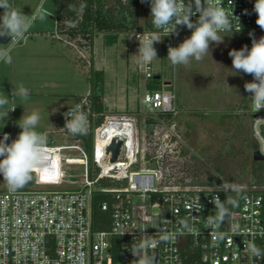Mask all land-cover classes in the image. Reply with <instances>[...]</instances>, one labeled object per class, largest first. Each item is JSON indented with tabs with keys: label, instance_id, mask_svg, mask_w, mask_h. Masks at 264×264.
<instances>
[{
	"label": "built area",
	"instance_id": "2783aa9c",
	"mask_svg": "<svg viewBox=\"0 0 264 264\" xmlns=\"http://www.w3.org/2000/svg\"><path fill=\"white\" fill-rule=\"evenodd\" d=\"M254 3L255 0H223L225 11L232 12L229 19L234 31L220 34L243 35L250 39L251 46L250 33L256 39L264 36V30L256 24ZM191 19L196 21L198 14ZM177 32L166 35L167 30L156 29L152 24L151 29L130 31L129 35H135L129 39L139 45L136 39L139 35L146 39L158 33L175 39L191 34V30L179 25ZM81 55L91 67V55ZM140 68L146 78L153 77L149 63ZM90 94L91 88L87 96L66 108L64 113L79 106L87 117L86 134L94 132L92 163L83 144L86 134L69 133L64 128L63 113L59 130L72 141L47 144L46 165L41 171L34 170L31 185L14 191L10 188L0 190V264H80L81 254L84 264H139L131 246L151 240L160 242L146 249L147 255L141 252L139 259L147 260L149 253L156 254V264H264V167L259 184L235 187L241 190L238 192L222 190L224 184L180 185L163 181V171L169 170L161 159L164 151L154 157L150 166L148 162L153 158L147 156L146 148L141 149L140 159L145 162L144 166L132 169L139 162L140 144L136 138L130 151L127 139L122 137L124 144L115 162H110L106 154L109 142L98 157L99 130L111 117L95 127L98 114L91 108ZM173 99L167 82H162L160 89H147L143 98L149 112H176ZM251 114L252 133L257 140L254 150L264 156V151L260 150L264 144V123L257 126L256 121L264 119V110L256 112L253 108ZM153 130L156 134V129ZM9 136L10 142L15 139ZM68 162L83 165L79 183L75 174L65 168ZM91 168L94 173L97 170L93 176ZM107 177L126 179L127 184L99 185L100 180ZM41 182H58V185L66 182L77 186L45 187L40 186ZM97 190L113 192L112 200L101 204L102 209H111L112 222L107 229H95L93 225L92 199ZM214 196L224 202L229 213L218 226L212 223L218 216V209L212 202ZM229 199L236 203L229 204ZM253 244L261 250V256H253L248 251Z\"/></svg>",
	"mask_w": 264,
	"mask_h": 264
},
{
	"label": "rangeland",
	"instance_id": "374dc122",
	"mask_svg": "<svg viewBox=\"0 0 264 264\" xmlns=\"http://www.w3.org/2000/svg\"><path fill=\"white\" fill-rule=\"evenodd\" d=\"M57 1L8 0L25 15L35 13L36 19L23 40L0 46L10 48L12 57L11 64L0 61V94L9 99V105L0 112L6 111L13 103L16 105L5 120H0V138L4 133L16 138L21 131L18 123L22 116L38 113L40 120L34 130L47 136V144L71 142L60 132L59 121L66 108L77 104L90 91L91 67L81 53L89 54L93 67L105 70L108 104L117 103L106 111L105 121L111 117L107 125L128 135L131 149L135 138L140 144L139 162L132 169L144 166L140 156L143 155L141 149L146 148L147 156L153 158L148 162L150 166L154 157L164 151L165 154L158 157L169 167L163 171L165 182L208 186L206 181L216 179L235 187L252 185L253 150L257 140L252 133L251 112L254 107L244 85L253 77L235 73L228 55L230 50H239L245 45L251 48L249 43L239 37L220 34L224 36L223 43L210 44V52L202 60L192 58L188 65L173 66L167 59L168 47H177L191 34L179 35L175 39L158 35L161 41L154 43L158 59L149 63L153 78L148 79L140 68L144 63H139V45L127 38L129 32L121 33L111 46L104 42L105 33H99L95 36L92 51H89L82 38L71 37L58 28ZM41 2L43 6L37 13ZM146 5L140 0L141 26L147 19ZM3 11L0 8V16ZM158 75L161 77H156ZM149 80L167 82L172 89L176 112L171 118H162L159 112H149L145 107L143 98ZM22 90L27 93L26 100L22 99ZM149 117L155 122L152 129L147 130ZM68 152L80 155L77 151ZM65 168L75 174L79 183L83 165L68 162ZM40 184L58 188L77 186L66 182L61 185L58 182ZM8 188L0 176V190Z\"/></svg>",
	"mask_w": 264,
	"mask_h": 264
},
{
	"label": "clouds",
	"instance_id": "9594fccd",
	"mask_svg": "<svg viewBox=\"0 0 264 264\" xmlns=\"http://www.w3.org/2000/svg\"><path fill=\"white\" fill-rule=\"evenodd\" d=\"M144 2L146 0H141V3ZM147 2L150 5L152 24L156 29L167 30L166 35L178 34V25L191 30L190 37L185 38L177 47H168L167 59L173 66L188 65L192 58L196 61L202 60L210 52V44L223 43L224 36L220 33H233L234 31L232 21L229 19L232 12L225 11L223 0H215L214 3L212 0H207V2L206 0H147ZM42 6L43 2L38 6L37 13ZM0 8L4 10L3 15L0 16V36L10 37V42L13 44L20 42L32 27L36 14L25 15L21 10L14 8L8 0H0ZM253 10L257 15L256 24L264 30V0H255ZM197 14L198 19L193 21L192 16ZM134 35L135 33H132L127 38H132ZM158 35L156 33L146 39L142 38V35L136 36L139 41L137 52L140 57L139 63H150L158 59L157 50L154 47V43L161 41L157 38ZM250 36L252 37L251 48L245 45L239 50H230L228 55L232 59V70L235 73L242 72L253 77L251 82L245 83L244 88L250 94L252 105L257 112L264 110V36L259 39H256L254 34L250 33ZM10 52V48L0 47V61L11 64ZM22 99H27V93L24 90H22ZM7 105H9L8 97L0 94V109ZM15 107L13 103L6 111L0 112V120H5L8 113ZM64 116V128L69 133L72 135L86 134L88 121L79 106L69 109ZM39 120L38 113L27 117L22 116L18 123L21 131L17 137L11 143H8L10 139L8 133H4L0 138V176L13 191L31 181L34 170L37 168L43 170L46 165L47 136L34 130ZM256 121L257 126L259 123H264V119H256ZM260 150L264 151V144L261 145ZM229 189L238 191L235 186L225 183L222 190ZM212 202L218 209V216L212 223L218 226L229 214L228 208L218 196H214ZM228 203L234 205L236 201L229 199ZM159 242L151 240L133 244L131 252L139 260V264H148L146 259H139L140 254L144 252L147 255L146 249L156 247ZM248 251L256 257L262 255L261 250L254 244L248 248ZM82 255L80 264H84Z\"/></svg>",
	"mask_w": 264,
	"mask_h": 264
},
{
	"label": "trees",
	"instance_id": "16d2710c",
	"mask_svg": "<svg viewBox=\"0 0 264 264\" xmlns=\"http://www.w3.org/2000/svg\"><path fill=\"white\" fill-rule=\"evenodd\" d=\"M147 19L144 26L140 24V0H58L56 8V19L58 28L69 34L71 37L82 38L92 51L95 36L99 33H105V44L107 46L114 45L123 32H130L141 28H152V17L150 16V5L147 2ZM68 24L65 26L64 24ZM66 24V25H67ZM231 36L244 39L250 44V39L240 34H228ZM156 77H161L160 75ZM153 78V77H152ZM151 78V79H152ZM89 82L91 88L90 102L93 112L97 113L95 127L101 126L106 120L107 107L105 105V89H106V73L104 69L94 68L91 65L89 73ZM163 81L153 82L149 80L146 84L147 89H160ZM162 118H171L173 112H159ZM155 122L153 117L146 120V129H152ZM107 124L99 130V139L106 138L108 134ZM83 144L88 152L90 163L93 158V141L94 132L83 135ZM264 163L262 161H252V185L259 184L262 180ZM97 172V170H96ZM94 171L90 169V175H94ZM33 179L26 185H31L35 175L32 173ZM126 179L103 178L99 185L116 187L126 185ZM208 186L222 185L223 182L216 179H209L205 183ZM238 192H241L238 191ZM113 192L94 191L92 199L93 207V225L95 229H107L112 222L111 209L104 210L101 207L102 202L111 201ZM116 246V244H114ZM116 252V251H115ZM115 254V258L116 253Z\"/></svg>",
	"mask_w": 264,
	"mask_h": 264
},
{
	"label": "water",
	"instance_id": "95a60500",
	"mask_svg": "<svg viewBox=\"0 0 264 264\" xmlns=\"http://www.w3.org/2000/svg\"><path fill=\"white\" fill-rule=\"evenodd\" d=\"M10 37L8 36H0V44H5L10 41ZM124 144V139L121 136L114 135L108 145L106 146V154L108 155L110 162H115L119 158L120 151ZM253 160L255 161H264V156H262L259 151H253ZM148 264H156V254L150 255L148 253Z\"/></svg>",
	"mask_w": 264,
	"mask_h": 264
},
{
	"label": "bare ground",
	"instance_id": "6f19581e",
	"mask_svg": "<svg viewBox=\"0 0 264 264\" xmlns=\"http://www.w3.org/2000/svg\"><path fill=\"white\" fill-rule=\"evenodd\" d=\"M112 119H117V118H112ZM117 120H121L122 122H125V120H129V119H117ZM130 121V120H129ZM107 130H108V134L106 136V138L104 139H99V142H98V146H97V156L98 157H101L103 152H104V148H105V145L110 141V139L114 136V135H117V136H121V137H124L127 139V142H128V147L130 149V151L132 150L131 147H130V138L128 135L124 134L122 131H119L117 129H114L110 126H107ZM57 157V155H56Z\"/></svg>",
	"mask_w": 264,
	"mask_h": 264
},
{
	"label": "crops",
	"instance_id": "0c3cea01",
	"mask_svg": "<svg viewBox=\"0 0 264 264\" xmlns=\"http://www.w3.org/2000/svg\"><path fill=\"white\" fill-rule=\"evenodd\" d=\"M4 44H0V46H3ZM109 98H108V95H107V93H106V89H105V97H104V101H105V105H106V107H107V110L109 109H111V106H116V104L117 103H115V101H113L112 102V104L111 105H109L108 103H109ZM119 108V110H122V108L121 107H118Z\"/></svg>",
	"mask_w": 264,
	"mask_h": 264
}]
</instances>
